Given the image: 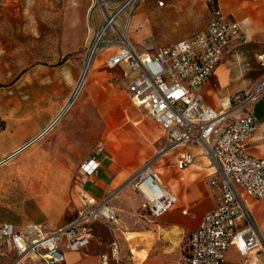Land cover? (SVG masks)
I'll use <instances>...</instances> for the list:
<instances>
[{
  "label": "built area",
  "instance_id": "obj_1",
  "mask_svg": "<svg viewBox=\"0 0 264 264\" xmlns=\"http://www.w3.org/2000/svg\"><path fill=\"white\" fill-rule=\"evenodd\" d=\"M139 2L93 0L91 18L99 15L101 21L88 39L87 58L92 63L105 53L104 66L112 72L110 80L125 88L132 104L145 109L164 129V142L156 156L130 182L143 195L144 209L160 217L177 207L178 198L161 184L155 161L182 149L176 160L182 169L195 159L185 148L201 147L216 166L211 185L221 193L216 206L190 234L183 264H224L231 246L250 259L252 253L264 252L262 231L243 196L264 199V158L247 151L260 125L254 104L264 95V75L249 90L222 99L220 107L207 104L200 88L229 46L246 40L240 24L225 18L216 7L207 26L190 37L139 49L129 38L131 15ZM105 150V143H100L81 162L80 174L97 173ZM79 195L83 205L76 217L56 229H47L31 219L23 224L0 220V241L4 239L8 246L6 252H0V264L12 251L16 258L11 264H24L28 259L43 264L64 263L67 251L84 252L89 247L94 224H118V213L110 203L112 194L97 200L81 185ZM111 260L123 261L117 240L111 242L109 252L102 254L97 264H110Z\"/></svg>",
  "mask_w": 264,
  "mask_h": 264
},
{
  "label": "rangeland",
  "instance_id": "obj_2",
  "mask_svg": "<svg viewBox=\"0 0 264 264\" xmlns=\"http://www.w3.org/2000/svg\"><path fill=\"white\" fill-rule=\"evenodd\" d=\"M143 1L137 7L146 10L148 0ZM160 1L167 4V0H153L157 9L154 18L146 14L143 24L130 33L131 41L139 47L155 44L146 41L150 36L159 44H170L184 34V29L192 35L207 26L215 9V0H173L176 11H183L179 18L175 11L169 12V7L161 15L158 8L165 5ZM90 4L91 0H0V160L57 116L54 124L62 120L28 149L0 163V220L23 224L34 219L51 225L72 219L81 206V153L90 155L104 137L112 139V133H103L106 124L97 104L103 103L109 112L124 105L137 108L121 88L110 84L103 53L72 107L59 116L87 62L88 39L101 21L99 15L91 18ZM108 90L113 92L110 98L105 95ZM50 193L52 213L50 208H41L42 194ZM102 229L113 239L105 223ZM132 231L135 229L125 235L133 247L137 239L144 244L149 235L154 236ZM5 242L0 241L2 253L8 250ZM127 249L128 242L124 264H133ZM11 253L3 257L5 263L11 260ZM147 253L137 251L136 263L146 259Z\"/></svg>",
  "mask_w": 264,
  "mask_h": 264
},
{
  "label": "crops",
  "instance_id": "obj_3",
  "mask_svg": "<svg viewBox=\"0 0 264 264\" xmlns=\"http://www.w3.org/2000/svg\"><path fill=\"white\" fill-rule=\"evenodd\" d=\"M92 2L93 0H91V4ZM216 3L222 15L227 19L238 22L246 34L244 42L236 41L229 46L214 73L208 77L200 88L207 104L220 107L222 99L249 90L264 75V0H216ZM166 7H169V12L175 11L179 14V18L183 15V11H176L173 0H167L165 6L158 8L161 15L164 13L162 10ZM137 8H139V12L137 14L133 13L129 38L130 33L137 26L143 24L146 14H152L153 17L154 13L157 12V9L153 7V0L147 1L146 10L141 5ZM180 21L185 24L182 19ZM187 33L188 31L184 29V34L178 36L177 40L173 42L190 37L191 35L189 36ZM133 34L135 37L134 32ZM147 38L146 41H154L155 44L139 47L137 44L132 43L139 49L167 45L166 42L159 44L157 42L159 40L152 36ZM157 39H159L158 36ZM111 74L112 72H110V77ZM110 84L121 88L129 97L128 92L121 85L112 81ZM112 94L111 90L105 93L107 98L112 97ZM97 105V109L101 112L106 124L103 133H112V135L109 134L112 139L108 140L104 137L100 141V143H105L106 150L101 155V166L98 172L91 176H83L79 172L78 179L79 184L97 200L112 194L110 203L115 207L119 220L118 224H112L108 221H99L94 224L96 232L94 233L93 228V238L89 247L84 252L67 251L65 262L59 264H97L101 255L109 252L113 240L119 242L123 261L116 263L111 260L110 264H124L125 255L123 251L127 246V242V254L134 261L133 264H142L143 262L145 264H183L188 253L190 234L198 228L204 215L212 210L218 202L221 191L218 187L211 185L212 174L216 171V166L210 162V159L203 154L201 147L197 145H190L185 148L186 151L195 156L194 162L185 168L181 169L176 165L177 156L182 149L171 153L166 158L156 160L155 167L159 172L161 184L177 196L178 205L160 217L152 216L143 207V195L130 180L138 174L145 163L154 159L163 143L164 129L143 108L124 105L121 108L117 107L115 111L109 112L105 110L103 103ZM254 114L260 125L250 140L247 151L253 156L264 158V95L254 104ZM61 121L48 129L47 135ZM134 123H137V125H134ZM81 154V162L89 156L87 152ZM57 182L54 185L55 187L59 186ZM42 195L44 203L41 208L44 211L47 208L52 210V194ZM243 196L264 237V199H257L245 193H243ZM80 199L81 206L72 219L76 217L83 205L82 198L80 197ZM185 210L187 211L185 212ZM72 219L60 224L58 222H52L51 225L40 223L44 224L47 229L53 227V229H56L68 224ZM102 223H105L111 230L113 239L110 240L107 232L103 231ZM134 229L135 231L131 233L154 234L153 237L148 236L150 239L147 240L150 243L149 246H147L148 242L141 244L138 239L134 242L135 247H133V243L131 246L125 233ZM143 250L148 252L146 259L136 263V252ZM250 257V259L246 258L236 246H231L226 253L224 264H261V261L264 260V252L252 253ZM15 258L16 253L12 251L11 260L8 263H5L3 258L1 260L3 264H11ZM24 264L43 263L35 259H28Z\"/></svg>",
  "mask_w": 264,
  "mask_h": 264
},
{
  "label": "bare ground",
  "instance_id": "obj_4",
  "mask_svg": "<svg viewBox=\"0 0 264 264\" xmlns=\"http://www.w3.org/2000/svg\"><path fill=\"white\" fill-rule=\"evenodd\" d=\"M95 63H96V60L93 61V62L91 63V60H90V59L86 62V64H85V66H84V68H83V70H82V72H81V75H80V77H79V80H78V82H77V84H76V86H75V88H74L72 94L70 95V97H69L68 100L66 101V105H65V107L62 109L63 111H62L61 113H59V116H60V117L63 116V114H64L65 112H67V111L72 107V105L74 104L75 100L77 99V97H78L79 94L81 93L82 88L84 87V85H85V84L87 83V81L89 80V78H90V76H91V73H92V71H93V68H94V66H95ZM58 119H59V117L57 116V118L54 119L53 121H51V123H50L49 125H47V126L44 128L43 131H41L40 133H38L37 135H35L34 137H32L31 140H29L28 144L24 145L23 147L20 146V147H19L20 149L17 148V149L14 151V153L9 154V157H8V155H7V157H5L4 159H1V160L4 162V161H6V160L12 158V157L15 156L16 154H18V153H20V152H22V151L28 149V148H29V147H30V146L36 141V139H38V138H40L41 136H43V135L48 131V129H50V128L54 125L55 121H57ZM1 160H0V161H1Z\"/></svg>",
  "mask_w": 264,
  "mask_h": 264
},
{
  "label": "trees",
  "instance_id": "obj_5",
  "mask_svg": "<svg viewBox=\"0 0 264 264\" xmlns=\"http://www.w3.org/2000/svg\"><path fill=\"white\" fill-rule=\"evenodd\" d=\"M214 6H215V8L217 7V3H216V0L214 1Z\"/></svg>",
  "mask_w": 264,
  "mask_h": 264
},
{
  "label": "water",
  "instance_id": "obj_6",
  "mask_svg": "<svg viewBox=\"0 0 264 264\" xmlns=\"http://www.w3.org/2000/svg\"><path fill=\"white\" fill-rule=\"evenodd\" d=\"M9 157V156H8ZM3 161L1 160L0 163H2Z\"/></svg>",
  "mask_w": 264,
  "mask_h": 264
}]
</instances>
